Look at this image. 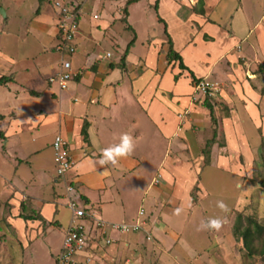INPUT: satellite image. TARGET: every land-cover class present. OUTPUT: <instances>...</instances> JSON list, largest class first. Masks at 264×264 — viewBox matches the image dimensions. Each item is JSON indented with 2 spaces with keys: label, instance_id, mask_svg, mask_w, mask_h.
Here are the masks:
<instances>
[{
  "label": "rangeland",
  "instance_id": "obj_1",
  "mask_svg": "<svg viewBox=\"0 0 264 264\" xmlns=\"http://www.w3.org/2000/svg\"><path fill=\"white\" fill-rule=\"evenodd\" d=\"M55 1L0 0V31L5 29L0 32L1 74L9 75L7 67L15 66L9 60L10 56L26 55L29 47L41 48L35 34L28 33L23 26L38 17L36 13L43 4L49 5L53 15ZM104 1L106 3L89 0L85 10L95 12L98 7L101 10L105 6L101 19H109L113 14L121 18L116 20V28L122 44L115 47L106 41L110 44L106 46L102 41L96 52L105 56L111 49L115 59L138 36L130 58L133 66L140 56L147 55L149 45L144 42L149 36L158 45L166 40L165 26L168 24L175 41L174 48L181 51L188 69L177 63L164 78L166 83L178 82L179 93L187 92L185 96L187 100L191 99L194 107L183 112L185 147L178 139L173 141L175 154L181 148L185 153L180 163L172 165L178 173L174 191L177 199L157 198L155 203L150 195L143 198L152 178L155 176L158 182L160 180L157 173L161 172L157 169L126 177L120 186L122 191L113 206L108 207L107 215L137 217L127 222L136 223L141 218L140 209L144 208L146 224H142V231L131 234L135 238L129 241L130 247L119 248L120 255L113 252V244L99 246L97 251L108 260L103 264H124L120 259L125 257L132 260L128 264H264L262 255L248 253L235 231L240 215L243 225L247 216L264 225L260 151L264 136V71L259 70V65L264 63V0H160L158 11L155 9L157 0ZM173 2L179 5L176 12L185 18L181 19V25L177 23L174 6H170ZM126 3H129L127 13L124 12ZM2 8L7 12V19L1 13ZM87 16L89 19V14L83 16L84 24L90 21ZM48 19L49 28L57 32L56 17L55 22L52 17ZM79 22L81 24V17ZM204 22L212 23L205 28L214 37H200ZM180 31L182 38L178 34ZM183 38L193 42L185 50L181 45ZM55 49L54 53L61 61L62 53L57 44ZM189 70L197 78L221 84L218 93L207 96L213 112L205 104L207 97L196 91ZM51 84V89L59 88L57 83ZM4 87L0 85V115L4 114V119H0V128L4 131V137L0 136V264H55L72 217L66 206L67 200L61 196L63 187L55 182L56 170L51 160V142L59 130L56 124L33 126L34 130H28L30 121L21 125L24 119L21 104H24V111L30 108V112L43 105L47 109L52 105L45 97L36 98V103L22 101L15 105ZM9 102L14 105L7 106ZM15 124L19 126L15 127ZM215 129V141L206 147ZM37 149L41 151L38 153ZM204 151H209V157ZM41 166H44L43 170ZM164 170L166 176L172 172L168 167ZM153 191L148 188L147 193ZM220 200L228 205L227 212L217 207ZM47 203L52 209L49 212L44 209L45 214L43 207ZM178 208H182L179 215L176 214ZM20 214L42 215L43 219H24ZM213 217L223 220L222 228L219 231L200 230L201 222ZM149 233L151 239H148ZM256 245L259 249L261 242ZM109 251L113 253L108 255ZM96 262L92 264H101Z\"/></svg>",
  "mask_w": 264,
  "mask_h": 264
},
{
  "label": "crops",
  "instance_id": "obj_2",
  "mask_svg": "<svg viewBox=\"0 0 264 264\" xmlns=\"http://www.w3.org/2000/svg\"><path fill=\"white\" fill-rule=\"evenodd\" d=\"M77 1L80 4L81 24L77 37V50L72 59L70 56L69 59L72 60L75 67L86 68V73L83 76L70 81L67 89L61 90L58 87L57 90L51 89L52 84L48 78L60 69L61 61L54 53L56 52L55 46L59 42L58 31L49 28L48 18L52 17L55 22L57 15L55 9L52 15L49 5L43 4L39 8L40 12L36 13L38 17L35 16L36 18L32 19L27 26L26 24L23 26L28 33L35 34L34 38L41 48L29 47L26 55L17 58L10 56L9 60L15 66L11 65V69L7 67L9 75L0 72V77L5 75L11 78L10 82L3 84V87L6 86L4 88L9 91V94H6L14 99L15 105H20L23 103L22 101L35 102L37 101L36 98L42 97L50 100L52 107L47 109L43 105L42 108L33 112H30V108L24 111V104H21V116L24 117L21 125L25 126L24 122L30 121L29 126H27L28 130H34L32 129L33 126L56 124L59 130L57 134H61L69 141L75 166L65 179L59 181L57 178L58 180H55L58 185L63 187L61 196L67 200L63 194L65 185L68 181L74 180L85 209L94 217L104 219L109 223L132 222L137 217L129 218L123 214L116 217L107 215L108 207L113 206V202L117 201L122 191L120 186L126 177L138 176L143 170L157 169L161 172L157 173L160 176V183L158 178L154 176L148 185V188L154 191L151 194L150 192L147 193V188L143 193V198L150 195L149 198L153 199L155 203L157 198L177 199L174 191H176L178 173L174 171L172 165L174 162L175 164L180 163L185 157V153L182 152L183 148H181L176 151L178 152L176 155L173 151V141L178 139L185 147L183 136L186 119L185 117L181 119L178 113H183L189 108L191 110L194 103L191 102V99L187 100V96H185L187 92L179 93L178 82L173 80L174 82L171 84L166 83V78H164L166 73H169V70L171 72V69L179 63L175 60L168 61V49L166 47L169 44L167 36L161 45L151 41V36H149L144 42V44L149 45L147 55L144 58L140 56L141 59L132 66L130 58L139 39L137 36L123 65L122 57L125 51L115 59H113L114 55L111 49L107 50L105 56L96 52L97 48L102 45V41L105 42L106 46L110 45L106 41H110L115 47H120L119 43L122 44V41L119 39L116 20L121 18L115 17L113 14L109 19H101L100 15L105 6L101 10L98 7L95 12H90L89 9L85 10V5L89 0ZM100 1L106 3L104 0ZM170 6H174L173 10L175 17H177V23L181 25V19L185 18L177 13V6L179 5L173 2ZM87 14L90 15V21L84 24L86 19L83 16ZM7 17L6 12L5 18L7 19ZM86 18L88 19V16ZM185 21L187 22V20ZM209 25L212 23H202L203 30L202 34L199 33L200 37L204 39L208 36L214 37L206 31L205 27ZM167 30L172 37L168 24ZM0 32H5V29L1 28ZM97 32H100L101 35H96ZM178 34L181 38L183 37L181 31ZM23 36H21L22 40ZM182 40L184 42L181 44L183 50L193 43L187 41V38ZM13 43L15 46L16 41L14 40ZM175 50L181 54V51L176 48ZM108 53L111 55L108 56ZM5 65L7 64H3V66ZM176 90L178 91L176 92ZM12 105L14 104L9 102L7 106ZM2 118L4 119V114ZM34 123L35 125H33ZM85 125L87 126V138L83 135ZM16 126L19 125L15 124ZM0 130L3 131L1 128ZM123 133H129L136 138L135 152L132 156L121 159L115 167L112 165L101 167L98 161L102 150L118 143ZM54 138L51 142L50 151L52 152L51 160L55 166L52 148ZM37 151L39 153L41 150L37 149ZM167 167L172 171L168 176L164 170ZM41 169L43 170L44 166H41ZM50 205L47 203L43 207L44 213V209L47 212L52 209ZM164 220L168 222L166 218ZM131 234L134 233L111 234V237L115 239L112 243L113 252L115 251L117 255H120L118 253L119 248L130 247L129 241L135 238L131 237ZM160 247L165 249V246ZM113 252L109 251L108 255ZM95 258L101 264L108 263V260L104 259L99 252ZM120 260L124 264L132 262L129 257Z\"/></svg>",
  "mask_w": 264,
  "mask_h": 264
},
{
  "label": "built area",
  "instance_id": "obj_3",
  "mask_svg": "<svg viewBox=\"0 0 264 264\" xmlns=\"http://www.w3.org/2000/svg\"><path fill=\"white\" fill-rule=\"evenodd\" d=\"M57 15V28L59 42L57 49L62 53L60 69L48 79L51 83H57L61 90L67 89L69 82L77 77L83 76L86 72L84 67H74L72 56L77 50V37L80 31V4L73 0H56L53 5ZM111 54L108 53V56ZM69 56L71 57L69 59ZM196 91L204 96L213 95L221 90L218 81L200 79L195 83ZM183 119V113L179 114ZM54 164L58 179H65L73 170L75 161L71 154L69 141L57 134L53 141ZM66 206L72 212L70 224L64 232L62 247L56 254L55 264H92L96 262L95 255L99 246L112 245L115 239L111 237L113 233L130 234L143 230L146 224L145 209L139 211L140 220L136 223L113 222L109 223L101 218H96L90 214L80 196L74 180H70L65 185ZM148 234V239H151ZM84 256L80 259V256Z\"/></svg>",
  "mask_w": 264,
  "mask_h": 264
},
{
  "label": "trees",
  "instance_id": "obj_4",
  "mask_svg": "<svg viewBox=\"0 0 264 264\" xmlns=\"http://www.w3.org/2000/svg\"><path fill=\"white\" fill-rule=\"evenodd\" d=\"M130 3V1H129ZM124 7V12L127 13L128 12V4ZM155 9L156 11L159 10V0L156 1V4H155ZM160 20H163L161 17H160ZM166 24V23H165ZM165 34H167V37H168V50H167V58H168V61L171 62L172 60H175V61H179V66L183 69H188V67L184 64V61H183V57L182 55L175 50L174 48V44H173V40L167 30V24L165 26ZM135 43V39H132L130 41V43L128 44V47L125 51V54L124 56L122 57V64L124 65L125 64V60H126V56L130 50V47ZM259 70L260 71H264V63L260 64L259 65ZM190 73H191V76H192V80L193 82H198L200 79L195 77L194 73L189 70ZM11 78L8 77V76H1L0 77V85H3V84H6L8 81H10ZM263 93H264V90H263ZM209 99L210 97H207L205 99V104L212 110L213 112V106L212 104L209 102ZM3 115H0V118H2ZM216 134H217V131L215 129L214 131V136L207 142V146H211L212 143H214L215 141V138H216ZM83 135L85 136V138H87V126L85 125V127L83 128ZM0 136H3L4 137V133L2 130H0ZM263 138V141H262V144H261V148H260V151H261V157H262V162H261V167H262V178H261V185L264 187V136L262 137ZM206 150V149H205ZM210 151V150H209ZM209 151H204L205 155L207 157H209ZM23 206V204H22ZM20 216L24 219H30V220H36L38 218H42L43 219V216H33V215H24V214H20ZM246 218V224L243 225V218L242 216L240 215L239 218H238V223L237 225H235V231H236V234L242 239L243 241V244H244V247L245 249L248 251V253L250 255H254V254H260L263 256L264 258V225L261 224L259 221H257L254 217L252 216H247L245 217ZM261 242V247L258 249L257 245H256V242Z\"/></svg>",
  "mask_w": 264,
  "mask_h": 264
},
{
  "label": "clouds",
  "instance_id": "obj_5",
  "mask_svg": "<svg viewBox=\"0 0 264 264\" xmlns=\"http://www.w3.org/2000/svg\"><path fill=\"white\" fill-rule=\"evenodd\" d=\"M137 147L136 138L129 133L121 134L119 142L110 145L102 150L101 157L98 163L101 167L112 165L115 167L121 159L128 158L133 155ZM217 207L223 211L227 212L228 205L224 201H217ZM182 212V208L176 209V214L179 215ZM223 220L219 217L209 218L206 221H202L200 225V230H214L219 231L222 228Z\"/></svg>",
  "mask_w": 264,
  "mask_h": 264
},
{
  "label": "water",
  "instance_id": "obj_6",
  "mask_svg": "<svg viewBox=\"0 0 264 264\" xmlns=\"http://www.w3.org/2000/svg\"><path fill=\"white\" fill-rule=\"evenodd\" d=\"M1 13L4 15V16H6V12H5V10L2 8L1 9Z\"/></svg>",
  "mask_w": 264,
  "mask_h": 264
}]
</instances>
